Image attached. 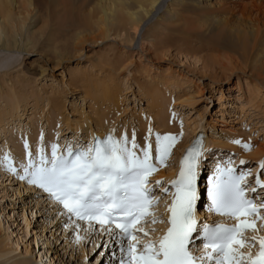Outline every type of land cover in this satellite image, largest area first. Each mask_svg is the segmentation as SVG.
I'll use <instances>...</instances> for the list:
<instances>
[{
  "label": "rangeland",
  "instance_id": "rangeland-1",
  "mask_svg": "<svg viewBox=\"0 0 264 264\" xmlns=\"http://www.w3.org/2000/svg\"><path fill=\"white\" fill-rule=\"evenodd\" d=\"M247 1L223 0L225 4L235 6ZM153 39L152 45L148 42L143 44V52L139 41L132 48L124 47L119 39L102 40L101 34L95 32L84 35L86 42H83L82 53H69L71 57L56 68L49 65H54L52 57L49 63L46 62L49 59L47 54L24 50L22 55L15 54L12 65L0 69L1 79L8 87L0 89V114L8 119L7 116L14 113L15 122L26 123L28 117L33 121L26 125L33 132H25L27 127L24 126L23 130L20 129L24 133L19 135V129L13 128L12 134L20 136L19 146L0 142V158H6L5 170L11 172L5 173L6 176L0 175V233L13 243L7 248L14 249L0 254V264H118L116 245L106 237L96 238L95 234L87 235L83 230H76L70 220L58 214L55 206L47 205L46 195L33 185L35 178L30 164L39 153L46 155L49 152V149L41 148L38 153L40 144L45 146L50 142L55 148L63 143L62 147H65L70 140H87L90 134L87 131L94 126L92 121L96 113H100L99 117L111 115L114 121L112 128L117 132L122 130L120 133L128 132L135 145L144 144V152H139L146 154L147 143L150 142L158 154L154 141L159 136L171 137L173 133L157 123L156 110L151 108L154 93L146 88L149 82L162 85L169 79L171 86L179 87L169 89L171 96L169 92L162 94L164 91L159 95L165 102L166 121L177 129L174 133L177 138L170 140L182 141L196 131L198 135L203 134L208 149L226 148L220 146L218 139L223 140L234 132L242 136L243 142L245 138V145H251L253 150L264 142V87L256 93L249 89L247 80L237 84L239 77L247 76L240 68L230 69L232 54L214 52L195 42L193 45L183 44L176 25L169 21L163 22V28L154 34ZM70 50L73 51L71 47ZM73 70L81 72L71 82ZM160 76L165 79L157 78ZM110 93L118 96V106L106 99ZM49 96L59 97V100L54 98L52 103ZM217 97H221L220 100ZM14 98L28 103L25 115L18 118L19 103L12 105ZM61 100L64 103L60 108L63 114L54 107L56 101ZM57 112L61 114L60 119ZM79 126L83 131L77 130ZM222 128L232 130L223 132ZM78 132L82 137L75 136ZM170 146L175 148V143ZM172 147L167 150L170 157L164 163L166 171L173 167L176 156V153H171ZM224 152L231 153L232 158L239 157L237 151ZM21 155L23 162H20ZM246 164L252 168L259 165L257 160ZM260 166H264V162ZM23 175L26 177L20 178ZM161 225L155 227L160 228ZM76 232L79 235L76 236ZM25 249L30 253L25 254Z\"/></svg>",
  "mask_w": 264,
  "mask_h": 264
},
{
  "label": "bare ground",
  "instance_id": "bare-ground-1",
  "mask_svg": "<svg viewBox=\"0 0 264 264\" xmlns=\"http://www.w3.org/2000/svg\"><path fill=\"white\" fill-rule=\"evenodd\" d=\"M162 8H164L163 11H161ZM162 13L164 14L162 15ZM168 21L176 25V32L180 35V40L183 44L193 45L195 42V44H199L200 47L203 45V47L212 49L214 52L232 54L231 56H233V58L231 57L229 60L230 57H228L227 59L232 65L230 69L235 71L236 68H240L242 69L241 72L251 79L239 77L237 84L240 85L242 80H247L250 90L258 93L263 89L264 0H248L247 3L237 6L225 4L223 0H0V69L12 65L15 62V54L19 53L22 55L24 50L27 51V53L36 51L41 55L47 54L49 59H46V62L49 63L50 57H52L54 65L51 63H49V65H51L52 68H56L61 62L71 57L69 53H82L84 50L83 42H86V40H84V35L95 34V32L101 34L102 40H110V38H114V40L119 39L124 47L132 48L134 44L136 45L139 41L141 42L138 43L139 47L143 49L145 48L143 46L145 42L152 45L154 34L159 29L163 28V22ZM80 41L82 43L78 44ZM74 42H77L78 45H72ZM40 47H42L43 50ZM70 47L73 51L70 50ZM142 51L144 52L145 49ZM76 71L73 70L71 73V82L75 81L81 72ZM157 78L165 79L161 76ZM49 82L50 81L47 83ZM169 83V79H166V82L162 85L156 82H149L146 84L148 85L146 86L148 89L147 91H150L152 94L154 93L155 99L152 101L151 108L154 107V110H156L154 115L157 118V123L159 122L161 127L163 126L167 131L173 133L170 135L171 137L165 136V138H161V136H159L157 140L154 141L156 151H158V156L155 157V160L160 166V174L158 176L166 179H170L175 174L181 155L186 149H189L191 147L190 144L201 135L193 131L194 133H192V135L188 134L187 138L182 141L170 140L171 138H177L174 135L177 129L172 128V124L166 121V113L163 109L165 102L163 98H159L160 92L164 91L162 94H168L169 92L170 95V88H179L178 85L171 86ZM103 86L104 84L102 87ZM6 88L8 87L5 86L0 76V89ZM86 95L87 94L84 95V98H86ZM49 97L52 103L54 102V98L59 100V97ZM9 98H12V96H9ZM220 98L221 97H217L218 100H220ZM106 99L110 102H114L115 106L119 104L117 102L118 96L114 93L108 94ZM149 100H151V98ZM13 102L12 105H18L19 103L18 109L20 114L17 118L25 115L28 110V103L19 102L16 98L13 99ZM63 104L62 100L56 101L54 107L60 110ZM21 109L23 112L22 114ZM57 113L60 119L63 112L61 111V114L59 112ZM99 114L100 113L95 114V118L92 121L94 126L90 125V130L87 131L90 133L87 135V140L92 141L95 136L100 137L111 132L116 135L118 143L123 151H127L131 142L130 134H128V132L120 133L122 130L117 132V130L112 128L111 123L114 121H112L111 115L99 117ZM7 117L8 119L0 114V137H3L0 139V142L4 141V144L11 143L14 146H19V144L17 145L18 139H20L19 135L24 133L20 131V129L23 130L24 126L27 124L29 125V122L32 124L33 121L31 117H28V122L26 123L15 122L14 119L16 118L14 113H10ZM45 121L48 122L47 119ZM13 128L19 129V132L17 131L20 133L18 136L12 134ZM81 128L83 127L79 126L77 130L80 131L82 130ZM231 130L222 128L221 131L230 132ZM146 131L147 130H145V132ZM25 132L30 133L33 131L30 130L29 126ZM163 133L164 132L161 134ZM75 136L78 138L82 137V133L79 134L78 132ZM76 140L73 142L70 140L69 143L65 144V147L72 143L77 144L78 142H82L81 139H79L81 141L77 140L78 142ZM218 140L219 143L221 142V145L219 144L220 146L226 147L223 148L222 151L229 150L230 152H238L239 157L237 161L240 159L246 162L257 160V164L259 165L255 168L260 167L264 162V142H260L256 149L253 150L251 145H245V138L243 142L242 136L235 132L227 134L223 140ZM212 141L215 143L218 142L215 139H212ZM173 143H175V148L170 146ZM63 144L58 147L61 148ZM44 145L45 146L41 144L38 145V153L41 151V148L49 149L48 153L54 152V149L57 148L52 147L50 142ZM205 145V150H207V141ZM135 146L139 151L144 150V144L142 143ZM171 147L173 151L171 153H176V156L173 158V167L170 169L168 166L170 171H166L164 163L166 158L168 156L170 157L167 150L168 148L170 150ZM143 152L140 153L145 155ZM48 153L45 156H47ZM22 157L21 155L20 162H23ZM230 157L232 158V156ZM5 159L6 158H0L1 176H6L5 173H11L5 170L7 169V167L5 168V164H7ZM29 183L32 185V182ZM46 198H48V200L46 199L47 205L50 207L55 206L56 211L61 217L70 220L68 213L61 209L58 203H55L48 195H46ZM161 209L162 207L159 208L160 212ZM25 220L27 222L28 218L25 217ZM70 221L71 225L76 226V230H83L87 235L95 234L96 238L106 237L112 242L109 231L105 229L93 230L89 225H84L74 220ZM260 230L261 229H259V231ZM77 235H79L78 232H76V236ZM112 238L114 239L115 235H113ZM11 246H13V243L0 233V254L9 250H14L12 248H7ZM17 246H19V243ZM28 253H30V251L25 249V254ZM16 264L26 263L21 262Z\"/></svg>",
  "mask_w": 264,
  "mask_h": 264
}]
</instances>
